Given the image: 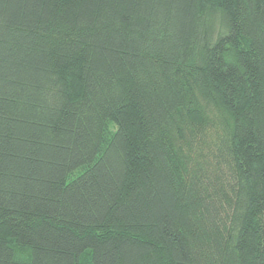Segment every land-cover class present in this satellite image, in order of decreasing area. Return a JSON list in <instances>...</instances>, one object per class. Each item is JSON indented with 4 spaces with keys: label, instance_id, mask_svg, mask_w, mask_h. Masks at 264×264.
I'll use <instances>...</instances> for the list:
<instances>
[{
    "label": "trees",
    "instance_id": "16d2710c",
    "mask_svg": "<svg viewBox=\"0 0 264 264\" xmlns=\"http://www.w3.org/2000/svg\"><path fill=\"white\" fill-rule=\"evenodd\" d=\"M0 264H264V0H0Z\"/></svg>",
    "mask_w": 264,
    "mask_h": 264
}]
</instances>
